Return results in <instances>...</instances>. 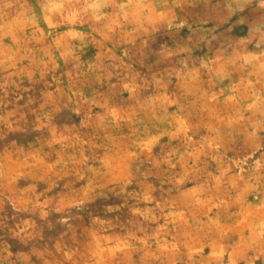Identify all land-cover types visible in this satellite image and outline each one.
Segmentation results:
<instances>
[{
	"label": "rangeland",
	"instance_id": "374dc122",
	"mask_svg": "<svg viewBox=\"0 0 264 264\" xmlns=\"http://www.w3.org/2000/svg\"><path fill=\"white\" fill-rule=\"evenodd\" d=\"M0 264H264V0H0Z\"/></svg>",
	"mask_w": 264,
	"mask_h": 264
}]
</instances>
